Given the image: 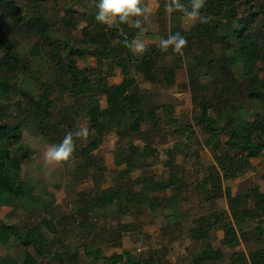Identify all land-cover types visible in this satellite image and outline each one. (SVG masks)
Returning a JSON list of instances; mask_svg holds the SVG:
<instances>
[{
  "label": "trees",
  "instance_id": "obj_1",
  "mask_svg": "<svg viewBox=\"0 0 264 264\" xmlns=\"http://www.w3.org/2000/svg\"><path fill=\"white\" fill-rule=\"evenodd\" d=\"M49 1L26 0L36 10L29 13L23 11L18 0H0V11L9 19L4 17L0 21V212L22 191L13 161L25 163L31 155L30 145L24 142V128L33 122L35 132L44 135L51 145L59 144L68 132L77 131L74 122L81 118L89 123L95 135L83 146L74 137L76 150L72 161L77 163V181H84L92 174L98 177L92 191L81 198L79 228L85 233V240L80 246L94 261L129 264L128 252L107 256L95 244L99 234L94 219L112 205L119 215L127 214L130 203L140 207L141 203L145 204L142 200L155 215L181 206L188 198L184 197L185 185L174 158L180 153L189 156L194 145L191 144L194 138L189 137L179 149L168 152L166 167L172 170L170 181L175 191L166 197L153 196L157 182L150 169L158 151L151 141L139 146L133 140L146 130L152 135L161 131L164 124L176 121L172 104H154L148 92L137 84L134 74L143 75L153 84L160 82L173 87L184 58L189 56L192 62L188 64V86L197 107L194 121L206 136L205 145L212 149L215 159V163L205 166L195 189L210 204L226 198L229 205V211L214 210L193 218L188 233L199 247L192 255L191 264H225L223 250L214 245L219 230L223 232V246L235 248L244 242L250 247L248 255L232 254L229 264H264V234L252 230L255 224L264 225V192L257 186L246 194H233L224 188L222 181V173L231 178L244 175L250 164L244 157L258 158L264 151V74L257 73L259 63H264V0H206L202 14L209 18L208 22H197L189 30L181 25L182 14L173 13L171 27L167 30L164 25L161 38L180 32L188 41L183 55L172 49L161 52L157 43L143 55L134 54L122 41L135 38L137 29L118 22L108 27L98 23L95 17L94 26L78 28L76 15L72 14L76 11L71 8L65 10L67 32L62 37L52 20L40 10ZM182 2L187 4L188 0ZM82 15L86 18L87 14ZM77 29L80 35L75 38L71 34ZM30 42L31 47H26ZM217 52L219 56H215ZM90 55L97 58L99 65L81 68L78 59ZM167 56L172 62L162 63ZM116 69L122 71L124 78L121 83L111 84ZM47 71L51 73L49 79H46ZM63 95L72 98L84 113L70 121V114L57 108L55 97ZM104 97L106 106L102 103ZM248 102L259 105L251 119L240 110ZM158 109L163 111L162 118ZM59 116L68 121L58 120ZM113 131L124 142L116 152V164L123 166L120 173L126 178L119 187L102 188L106 168L95 152ZM223 137H226L224 141ZM135 171L140 176L133 179L131 175ZM122 190L125 205L121 203ZM47 202V199L43 201ZM45 205L52 206L50 202ZM50 214L49 219L26 225L0 219V264H65L67 250L54 246L48 236L60 233L56 213L50 210ZM185 214L175 221V226L182 225L189 217ZM116 238H121V233ZM12 245L22 249L20 256L2 253V248ZM67 247L66 242L61 246ZM158 255L143 264H172L160 260L163 255Z\"/></svg>",
  "mask_w": 264,
  "mask_h": 264
},
{
  "label": "rangeland",
  "instance_id": "obj_2",
  "mask_svg": "<svg viewBox=\"0 0 264 264\" xmlns=\"http://www.w3.org/2000/svg\"><path fill=\"white\" fill-rule=\"evenodd\" d=\"M155 2L159 4V11L146 24L148 31L140 35V39L146 43V49L158 43L164 25L167 30L171 27L170 17L164 13L165 0H155ZM18 4L23 7V11L29 13L36 11L32 4L26 3V0H18ZM95 5L94 0H50L40 10L56 25L57 32L65 37L67 32L63 20L65 10L71 8L76 11L72 14L76 15L79 22L78 28L86 25L94 26V17L97 12ZM83 12H86V18L82 15ZM4 17L9 21L5 12L0 11V21ZM116 25L117 22H114L112 26ZM181 25L185 30H189L194 26L184 25L183 16L181 17ZM71 35L77 38L80 35V30L77 29ZM31 45L30 42L26 47L30 48ZM215 56H219V52ZM189 58L191 57L186 56L184 58V64L176 74V84L173 87H167L160 82L153 84L146 80L143 75L134 74L137 84L148 92L149 98L154 104H172L174 109L173 118L176 121L174 124H164L161 131L153 132L152 135H149V131L145 129L147 133L138 135L133 140L139 146L151 141L158 151L153 158L150 169L151 175L154 176L157 182V190L151 193L153 196L166 197L172 195L175 191L174 183L172 180L170 181L172 170L166 167L169 158L168 152L173 148L175 150L179 149L183 143L187 142L189 137L194 138L195 143H191L194 145L188 153L189 156L185 157L184 154L180 153L175 155L174 158L176 165L179 166L177 170L181 171V177L185 185L184 197L188 198V200L181 203V206L161 210L155 215L148 208V203L142 200L145 204L141 203L140 207L130 203L131 209L127 214L119 215L116 212L115 205H112L99 213L98 218L94 219L99 234L95 244L100 246L107 256L114 253L128 252L131 258L126 261L129 264H143L148 258L159 257L158 254L163 255L160 260L163 259L172 264H191L192 255L197 252L199 247L198 244L191 241L188 233L193 218L201 213H211L214 210L229 211L226 198H221L215 204H210L205 201L201 192L195 189L196 183L202 178L205 166L215 163V159L212 149L205 145L206 136L194 121L197 107L188 86V64L192 62ZM171 62L172 58L170 56L162 60V63L170 64ZM77 63L81 68L85 67L87 69L99 65L97 58L92 55L86 59L79 58ZM257 73L264 74V63H259ZM49 77H51V73L46 74V79H49ZM123 78L122 71L116 69L110 83H121ZM55 100L59 110L65 109L70 114V121L77 115L84 113L83 108L75 106L73 99L69 96H57ZM102 100L103 106H106L105 97ZM258 107L257 103L248 102L240 107L241 114L251 119L253 112ZM157 112L159 117L162 118L164 115L162 109H158ZM57 118L64 123L67 120L60 116ZM74 124L78 126L77 130L81 127L88 128L89 135L87 139H78L80 146L86 145L95 135L89 128V123L77 118ZM190 126H192L191 129ZM192 132H195V135H191ZM225 139L226 137L222 138L223 141ZM120 140L115 131L110 132L101 148L95 152V155L103 160V165L106 168L102 178V188L119 187L124 184V178L126 177H122L120 173L123 166L116 164V152L119 145L124 144ZM24 142L30 145L32 150L29 160L25 163L18 159L13 161L15 175L22 183V191L19 197L2 208L0 219L19 223L20 225L35 224L43 218L49 219L51 217L50 210H52L56 213V225L60 233L55 237L53 235L48 236L52 239L54 246L60 248L61 251L67 250L64 254L65 264H105L103 260L94 261L87 257L85 250L80 246L85 240V233L82 234L83 231L79 228L82 217L80 210L81 198L92 191L98 176L92 174L86 180L83 179L84 181H77V163L74 160L70 163L45 167L43 155L51 144L44 135L35 132L33 122H30L24 128ZM196 156H199V158ZM246 160L250 164L244 175L231 178L228 174L222 173L224 188L231 190L233 194H246L258 186L264 192V180L262 179L264 174V151L258 158L247 159L244 157V161ZM131 176L133 179L137 178L140 176V172L135 171ZM45 199L49 200L52 206L47 207L45 204L49 202L43 203ZM121 203L126 204L124 190H122ZM183 212H187L185 216L188 215L187 218L190 219H184L182 225L180 224L177 227L175 221L183 217ZM125 225L126 228H124ZM253 229L264 234V225L255 224ZM118 232L121 233L119 239L116 238ZM165 232L171 233L167 235ZM222 237L223 232L217 231L214 245L223 250L225 264L230 263V256L235 252L248 255L250 247L247 244L241 242L237 247L230 248L222 245ZM65 242L68 247L63 249L61 246ZM21 251L22 249L14 245L10 248H2L3 254L9 253L14 256H20Z\"/></svg>",
  "mask_w": 264,
  "mask_h": 264
},
{
  "label": "clouds",
  "instance_id": "obj_3",
  "mask_svg": "<svg viewBox=\"0 0 264 264\" xmlns=\"http://www.w3.org/2000/svg\"><path fill=\"white\" fill-rule=\"evenodd\" d=\"M95 6L97 8L95 19L98 23L111 27L114 22H118L138 30L135 38L132 40L125 38L122 44L134 54L143 55L147 46L145 41L140 39V35L148 31L146 24L159 11V4L155 0H98ZM205 6L206 0H188L187 4L182 0H165L164 13L170 17L173 13L179 12L183 16L184 25L192 26L197 22H208L209 18L202 14ZM187 43L186 37L176 32L167 38H161L157 47L161 52L172 49L174 53L183 55ZM88 135L89 130L86 127L79 128L75 133L68 132L59 144L51 145L44 152L45 167L70 163L76 150L74 137L87 139Z\"/></svg>",
  "mask_w": 264,
  "mask_h": 264
}]
</instances>
